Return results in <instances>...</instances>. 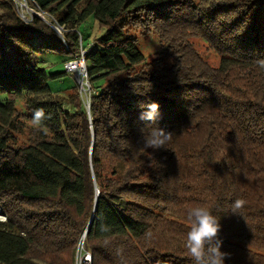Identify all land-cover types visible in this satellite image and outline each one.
<instances>
[{
    "label": "trees",
    "instance_id": "trees-1",
    "mask_svg": "<svg viewBox=\"0 0 264 264\" xmlns=\"http://www.w3.org/2000/svg\"><path fill=\"white\" fill-rule=\"evenodd\" d=\"M27 2L62 34L0 0V264H76L79 244L83 264H122L121 247L123 264H193L198 206L219 217L225 264H264V0ZM90 16L101 33L85 44ZM145 31L164 48L149 60ZM81 46L89 103L78 86L53 92L36 61L53 52L65 64ZM152 102L160 115L144 123ZM39 108L49 118L35 125ZM158 126L172 140L148 149L142 137Z\"/></svg>",
    "mask_w": 264,
    "mask_h": 264
},
{
    "label": "clouds",
    "instance_id": "clouds-1",
    "mask_svg": "<svg viewBox=\"0 0 264 264\" xmlns=\"http://www.w3.org/2000/svg\"><path fill=\"white\" fill-rule=\"evenodd\" d=\"M261 67H264V60L259 61ZM142 111L139 120L144 123L155 124L160 115V105L156 102L141 104ZM46 116L44 109L39 108L33 112L32 123L41 124ZM173 132L161 127H153L148 135L143 136V144L148 149L160 150L172 140ZM246 201L236 199L231 204V213L240 215V210L245 206ZM190 222L189 231L186 234L185 248L191 257L193 264H225L229 253L222 251L223 241L219 239V233L222 225L219 217L213 214V211L205 206L192 208L188 212ZM101 230H107V226L101 225ZM147 235H151L148 233ZM116 254L121 258L123 264V248H117Z\"/></svg>",
    "mask_w": 264,
    "mask_h": 264
},
{
    "label": "rangeland",
    "instance_id": "rangeland-1",
    "mask_svg": "<svg viewBox=\"0 0 264 264\" xmlns=\"http://www.w3.org/2000/svg\"><path fill=\"white\" fill-rule=\"evenodd\" d=\"M17 4L19 13L21 16L28 18L35 13H38L41 17L45 16L43 12L37 11L29 7L27 0H14ZM38 16V15H37ZM39 16V17H40ZM40 17V18H41ZM47 19V17L45 16ZM43 19V18H42ZM48 20V19H47ZM49 21V20H48ZM50 22V21H49ZM60 29L59 27H57ZM98 24L93 16L88 17L81 25L79 26L80 34L84 38V43L87 44L89 40L94 38V36H99L101 31L98 30ZM141 32V31H140ZM138 46L140 50L145 55L146 59H151L155 53L159 51H163V45L160 38L154 34L153 31H145L143 34L138 33ZM198 48L201 49L203 54L210 59V62L219 66V58L212 51L206 50L205 46L202 45L201 42L197 43ZM37 64L40 66H44L47 69L49 74V86L53 92L67 95L69 93V89L73 86H78L79 90L80 84L77 80L76 73L73 71H66V66L62 62L60 56L56 55L53 52H40L36 58ZM66 71V72H65ZM8 94L4 90H0V102H7ZM17 108L20 111H25V105L22 100H18L16 103ZM5 217L1 214L0 211V219H4ZM82 244H79V249L77 252V260L76 264H83L85 257L82 253Z\"/></svg>",
    "mask_w": 264,
    "mask_h": 264
},
{
    "label": "built area",
    "instance_id": "built-area-1",
    "mask_svg": "<svg viewBox=\"0 0 264 264\" xmlns=\"http://www.w3.org/2000/svg\"><path fill=\"white\" fill-rule=\"evenodd\" d=\"M23 17V16H22ZM25 20H28V18L23 17ZM82 39V38H81ZM80 39V42H81ZM90 46V45H88ZM89 48H84L81 46V53L79 54V56L74 59V60H70L68 62L65 63L66 66V70L67 71H73L76 73L77 76V80L80 84V88H81V92L85 93L87 95V100L89 103V91H90V82H89V76H88V69H87V65L85 62V56L87 54V50ZM85 260L84 262H88L91 263L92 257L90 253H86L84 255Z\"/></svg>",
    "mask_w": 264,
    "mask_h": 264
},
{
    "label": "water",
    "instance_id": "water-1",
    "mask_svg": "<svg viewBox=\"0 0 264 264\" xmlns=\"http://www.w3.org/2000/svg\"><path fill=\"white\" fill-rule=\"evenodd\" d=\"M35 15H38V16H40L38 13H35ZM41 17V16H40ZM41 18H43L44 20H46L47 22H49L46 18H45V16H42ZM50 23V22H49ZM51 24V23H50ZM52 26H53V28L59 33V34H62V29L60 28V29H58L57 27L58 26H56V25H53V24H51ZM87 107H88V104H87ZM86 233H87V230L84 232V237H85V235H86Z\"/></svg>",
    "mask_w": 264,
    "mask_h": 264
}]
</instances>
